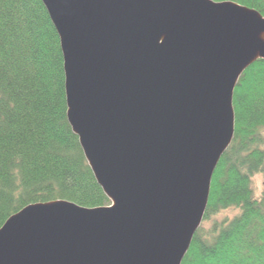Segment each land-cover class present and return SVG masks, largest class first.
<instances>
[{"label":"water","instance_id":"water-1","mask_svg":"<svg viewBox=\"0 0 264 264\" xmlns=\"http://www.w3.org/2000/svg\"><path fill=\"white\" fill-rule=\"evenodd\" d=\"M41 1L67 121L112 203L25 205L0 226V264H181L234 136L233 90L264 59V17L231 0Z\"/></svg>","mask_w":264,"mask_h":264},{"label":"trees","instance_id":"trees-1","mask_svg":"<svg viewBox=\"0 0 264 264\" xmlns=\"http://www.w3.org/2000/svg\"><path fill=\"white\" fill-rule=\"evenodd\" d=\"M231 1L264 17V0ZM237 82L234 136L181 264H264V59ZM64 83L60 39L42 1L0 0V226L32 202L110 203L67 121Z\"/></svg>","mask_w":264,"mask_h":264},{"label":"rangeland","instance_id":"rangeland-1","mask_svg":"<svg viewBox=\"0 0 264 264\" xmlns=\"http://www.w3.org/2000/svg\"><path fill=\"white\" fill-rule=\"evenodd\" d=\"M252 184H253V189L255 191V194H258L259 190L261 189L263 183H262V178L260 174H257L254 176L253 180H252ZM231 215L229 212L226 214L225 212H220L216 217L217 218H222L224 216H229Z\"/></svg>","mask_w":264,"mask_h":264},{"label":"bare ground","instance_id":"bare-ground-1","mask_svg":"<svg viewBox=\"0 0 264 264\" xmlns=\"http://www.w3.org/2000/svg\"><path fill=\"white\" fill-rule=\"evenodd\" d=\"M71 202V201H70ZM73 203V202H72ZM75 203V202H74ZM112 202H110L109 204H111ZM109 204H107V205H109ZM79 205V204H78Z\"/></svg>","mask_w":264,"mask_h":264}]
</instances>
